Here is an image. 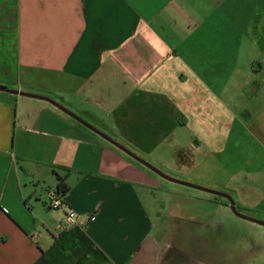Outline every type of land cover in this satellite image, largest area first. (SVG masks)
Instances as JSON below:
<instances>
[{
  "label": "crops",
  "instance_id": "0c3cea01",
  "mask_svg": "<svg viewBox=\"0 0 264 264\" xmlns=\"http://www.w3.org/2000/svg\"><path fill=\"white\" fill-rule=\"evenodd\" d=\"M0 86L264 215V0H0ZM177 186L0 91V264H264V226Z\"/></svg>",
  "mask_w": 264,
  "mask_h": 264
},
{
  "label": "water",
  "instance_id": "95a60500",
  "mask_svg": "<svg viewBox=\"0 0 264 264\" xmlns=\"http://www.w3.org/2000/svg\"><path fill=\"white\" fill-rule=\"evenodd\" d=\"M0 91L8 93V94L15 95V96L38 99V100L46 101V102L52 104L53 106H55L56 108L61 110L63 113H65L66 115H68L72 119L76 120L77 122H79L81 125H83L87 129L92 131L94 134L99 136L101 139L105 140L106 142H108L109 144H111L112 146H114L115 148H117L118 150H120L121 152H123L124 154H126L127 156L132 158L133 160L137 161L139 164H141L142 166H144L148 170L152 171L157 176H159V177H161V178H163V179H165V180H167L169 182H172V183H175V184H178V185H182V186H185V187H188V188H192V189H195V190L207 193V194H211V195L216 196L218 198H223V199H225L228 202L230 210L235 216H237L239 218H242V219H245L247 221L256 223L258 225L264 226V222L256 220V219H252V218H249V217H246L245 215L241 214L237 210L233 199L228 194L220 192V191H217V190H214V189H210V188H207V187H204V186L193 184V183H190V182H187V181L178 180V179H175L173 177L168 176L167 174L163 173L162 171H160L159 169H157L156 167H154L153 165H151L150 163H148L147 161H145L144 159H142L141 157L137 156L135 153H133L132 151H130L129 149H127L126 147L121 145L119 142L113 140L112 138H110L109 136H107L103 132L99 131L98 129H96L92 125L86 123L84 120H82L81 118L77 117L72 112H70L69 110H67L66 108H64L63 106H61L57 102H55L54 100H52V99H50L48 97H45V96L38 95V94H32V93H28V92H23V91L11 89V88H6V87H3V86H0Z\"/></svg>",
  "mask_w": 264,
  "mask_h": 264
},
{
  "label": "built area",
  "instance_id": "2783aa9c",
  "mask_svg": "<svg viewBox=\"0 0 264 264\" xmlns=\"http://www.w3.org/2000/svg\"><path fill=\"white\" fill-rule=\"evenodd\" d=\"M62 205H63L62 198L58 195H54L52 192V197H51V202L49 203V208L57 210V209L61 208ZM94 219H95L94 215L88 216V221H93ZM80 225H82V223L80 221L78 214H76L72 210L68 209L65 212L62 220L57 222L56 229L59 233H62V232H65L66 230H68L72 227H76V226H80Z\"/></svg>",
  "mask_w": 264,
  "mask_h": 264
},
{
  "label": "rangeland",
  "instance_id": "374dc122",
  "mask_svg": "<svg viewBox=\"0 0 264 264\" xmlns=\"http://www.w3.org/2000/svg\"><path fill=\"white\" fill-rule=\"evenodd\" d=\"M191 183H192V182H191ZM195 184H196V183H195ZM197 185H199V184H197ZM173 186H175V185H173ZM177 187H178V186H177ZM178 188H185V187H181V186H179ZM53 190H54V188H53L52 190H48V189H46V190H44V191L39 190V194L42 195V197H44V199L46 200L47 205H48V203L51 202V197H52V192H53ZM187 190H190L191 192H195L196 194H202V193H199L198 191H195V190H192V189H187ZM214 198H217V197L215 196ZM219 199L222 200L223 198H219ZM224 202H226V201H224ZM238 209L242 210V209L240 208V206H238ZM57 210H58V209H57ZM57 210H54V209H53V211H57ZM242 211H244V213H246L247 215H252V217H258L259 219H264V215H263V214H257V213L254 212V211H247V210H242ZM243 215H244V214H243ZM245 216H246V215H245ZM246 217H249V216H246ZM252 217H251V218H252ZM235 218H236V217H235ZM249 218H250V217H249ZM252 219L259 220V219H257V218H252ZM219 220H221L222 222H224V220H223V219H219V217H218L217 214H216V218L214 219V221L217 222V221H219ZM238 220H240V219H238ZM259 221L264 222L263 220H259ZM263 230H264V229H263ZM248 236H249V234H248ZM257 238H262V239H264L263 236H259V235H257V234H253V240L255 241V244H254V246H251V244H249L247 247H249V248L253 247L252 249L255 248V250H256V248H258V246H257V243H258ZM231 249H232V248H231ZM232 251H236V249L234 248V250L232 249ZM236 252H238V251H236Z\"/></svg>",
  "mask_w": 264,
  "mask_h": 264
},
{
  "label": "trees",
  "instance_id": "16d2710c",
  "mask_svg": "<svg viewBox=\"0 0 264 264\" xmlns=\"http://www.w3.org/2000/svg\"><path fill=\"white\" fill-rule=\"evenodd\" d=\"M67 192L68 186L65 184L64 178L58 177L57 186L53 194L58 195L62 198Z\"/></svg>",
  "mask_w": 264,
  "mask_h": 264
}]
</instances>
